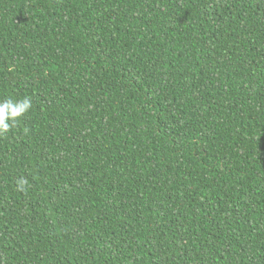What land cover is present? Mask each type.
I'll list each match as a JSON object with an SVG mask.
<instances>
[{
    "label": "trees",
    "instance_id": "obj_1",
    "mask_svg": "<svg viewBox=\"0 0 264 264\" xmlns=\"http://www.w3.org/2000/svg\"><path fill=\"white\" fill-rule=\"evenodd\" d=\"M25 97L0 264H264V0H0Z\"/></svg>",
    "mask_w": 264,
    "mask_h": 264
},
{
    "label": "clouds",
    "instance_id": "obj_2",
    "mask_svg": "<svg viewBox=\"0 0 264 264\" xmlns=\"http://www.w3.org/2000/svg\"><path fill=\"white\" fill-rule=\"evenodd\" d=\"M32 108V101L30 97H25L21 100H14L8 98L0 102V137L6 136L18 121L27 114ZM18 190L27 192L30 187L29 181L26 177H21L17 180Z\"/></svg>",
    "mask_w": 264,
    "mask_h": 264
}]
</instances>
